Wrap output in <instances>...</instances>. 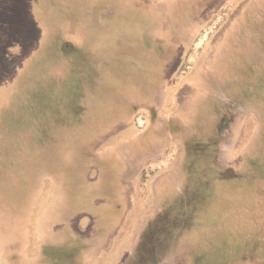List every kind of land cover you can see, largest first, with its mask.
Wrapping results in <instances>:
<instances>
[{
  "label": "rangeland",
  "instance_id": "374dc122",
  "mask_svg": "<svg viewBox=\"0 0 264 264\" xmlns=\"http://www.w3.org/2000/svg\"><path fill=\"white\" fill-rule=\"evenodd\" d=\"M54 3L53 0L0 2V157L3 160L0 166L13 160L15 166L9 173L16 175L23 173V147L20 140L4 131L15 108L12 106L17 104L18 109L25 99L22 85L50 88L51 83L45 80L53 78L50 75L56 59L52 51L60 46L64 26L58 21V37H55L47 31L46 20L71 15L64 8L55 15ZM191 13L192 19L185 21L184 29H177L173 37L175 50L168 56L171 57L168 69L171 78L157 89L159 102L162 92L168 93L161 117L173 114L180 123L184 112L187 115L184 123L189 125V130L186 134L175 132L171 147L165 146L164 138L154 151L144 155L145 164L138 169L131 166L124 196L127 210L124 216L111 212V220H105L109 222L105 225L108 242L97 241L95 236L97 222L101 223V218L109 215L101 209L99 193L89 198L82 192L79 203L74 202L76 198L72 194L84 185L99 188L103 158L117 157L119 151L122 154L118 146L124 139L129 142L139 136V131L145 130L149 122L152 129L164 127L151 116L147 123L145 117L136 115L138 112L129 117L119 111L109 118L108 124L104 122L113 110V98L118 103L120 96L132 94L135 87L123 81L127 68H118L111 57L98 66L103 70L102 79L89 104L94 112L89 128L94 139L93 154L87 151L91 163L84 164L86 151L79 149V163L72 167L71 173V178L79 179L78 184H72L73 180L65 173L57 175L55 180H47L43 187L46 195L27 198L29 205L25 212L21 208L5 211L12 202L21 204L19 196L8 200L0 197V264H122L119 262L123 255L126 264H199L196 258L201 260L203 256L207 258L205 264H224L228 258L246 256L243 245L254 236L258 238L257 233L264 227V178L249 170L232 183L215 185L218 179L214 180V170L207 158L214 156V131H222L221 138L231 137L233 142L224 159L228 161L234 153L244 162L252 159L254 166L262 169L258 163L264 157V0H200L193 5ZM86 25L85 21L81 22V34L89 30ZM59 62L67 67L61 58ZM59 76L64 78L62 74ZM46 94L54 99L53 91ZM131 98L123 108L130 115L137 105ZM67 100L63 107L69 109ZM47 104L49 109L51 101ZM126 122L132 128L124 134L120 131ZM14 123L22 124V118ZM97 130L103 131L97 133ZM159 135L163 136L162 131ZM183 143L190 146L189 173L186 177L183 172L178 179L181 166L170 163L181 158ZM199 157L206 159L202 165ZM176 166H179L178 172ZM174 170L175 194L159 195L163 190L155 187L151 177ZM18 179L11 183L13 187L8 185L15 194L21 187ZM2 180L0 174V182L8 183ZM136 183L139 188L135 191ZM182 186L184 189L189 186L186 189L189 196L183 203L177 197ZM54 188L58 190L54 192L59 193L57 196L49 194ZM41 216L45 217V223L38 229ZM118 223L121 225L117 228ZM44 226L48 227L43 232ZM75 238L79 246L74 256L64 248L60 254L53 251L59 242ZM141 254L144 258L138 260Z\"/></svg>",
  "mask_w": 264,
  "mask_h": 264
},
{
  "label": "crops",
  "instance_id": "0c3cea01",
  "mask_svg": "<svg viewBox=\"0 0 264 264\" xmlns=\"http://www.w3.org/2000/svg\"><path fill=\"white\" fill-rule=\"evenodd\" d=\"M2 1L0 0V2ZM53 1L57 8L53 11L55 15L61 8H64L66 12L69 11L71 15H63L62 18H54L50 21L46 20L49 23L47 31L50 30L55 37H58L56 32L58 21L62 22L64 26L60 32V46H56L52 51L54 58L58 59V62L55 60V64H52L54 68L50 76L53 78L45 80V82L48 80L51 83L49 85L50 88L45 87V85H37L38 89H36V86L29 88V86L22 85L21 93L25 99L21 101L18 109H16L17 104L12 106L15 108L10 116L11 119L8 120V125L5 127L7 130L3 131L11 138L20 140V147H23L21 158L23 173L22 175L9 173V169L15 166L13 160L0 166L2 181H8L7 184L0 182V197L8 200L6 198L19 196L21 204L13 205L12 202L5 211L14 212L15 209L19 210L21 208V211L25 212L29 205L27 198L37 196L38 199L46 195L43 187L47 180H55L57 175L65 173L69 174V180H73L72 184L75 186L78 184L79 179L71 178V173L73 171L72 167L79 163V149L86 151L85 157H83L85 160L84 164L91 163L88 153L90 152V155L93 154L94 139L89 128L91 127V117L94 116V112L89 104L93 100L92 95L98 86L97 83L101 82L102 79L103 70L98 68V66L111 57L118 68L120 66L127 68L123 81L135 87L132 94L120 96L121 101L118 103L113 98V110L110 116L107 115L106 119H103L104 122L108 124L109 118L116 116L119 111L125 112L129 117L135 116V113L138 112L136 115L145 117L146 121L151 116V118H154L153 121L155 123L157 121L162 122L164 127L161 129L154 127L152 129L149 122L145 130L139 131V136L137 134L129 142L124 139L122 145L119 144L118 146V149L122 150V154L120 151L118 152L121 157L118 155L117 157L103 158L99 188H88L83 184L82 189L75 190V193L72 194L76 198L74 202L79 203L80 199L78 197H82V192H85L83 195L89 198L99 193L98 196L102 198L101 209L109 215H104L101 218V223L100 221L97 222L95 236L98 238L97 241L100 240L102 242V239H104L108 242L109 233L105 231V225L109 222H105V220L108 218L111 220L113 217L111 212L124 216L127 210L124 196H126V176L129 170L132 167L135 169L136 166L138 169L143 163L145 164L143 162L144 155L149 151H154L157 144L163 141L164 138L166 139L165 146L171 147L175 140V132L186 134L189 130V125L184 123L186 114L183 111L180 116V123L176 122L177 119H174L173 114L172 116H165L166 118L161 117L168 101V98H166L168 93L162 92L163 98L160 101L162 103H160L157 89L159 84L160 86L161 84H167V81L171 78V76L168 77V69H170L171 63L169 61L171 57L169 58L168 56L175 50L173 44L175 31L184 29V22L192 19L191 9L193 5L198 4L200 0ZM160 5L162 9L159 7ZM79 11H84V13L80 14ZM83 21L87 24L86 30H89L81 34L79 29L82 28L80 26ZM59 58L64 61L67 67L61 66L62 63L59 62ZM61 74L64 75V78L59 76ZM127 74H129L128 77ZM52 91L54 92V99L49 98L46 94V92ZM132 96L131 100L134 99L137 105H135L134 114L130 115L123 108L126 101ZM68 98L70 106L69 109H66L63 105L67 103ZM49 101H51V104L49 109H47ZM14 117L17 118L16 120L22 118V124L15 125L14 121L16 120H13ZM131 122L135 129V122L132 119ZM106 123L104 124L105 126ZM122 125L123 130L120 132L125 134L127 131H131L132 125L130 123L126 122L122 123ZM16 126L20 127L17 128ZM102 131L97 130V133ZM161 131L163 136L159 135ZM214 133L216 136V140L212 144L214 156L213 158H207V161L211 165L212 170H214V180L218 179L215 185L223 182L232 183L233 180L240 179L249 170L258 173L257 175L260 178H264V157L259 159L260 162L258 163L262 169L259 166H254L255 162L252 159H245L244 162L242 159L239 160L234 153L227 161L224 158L228 148L233 144L230 140L232 138L227 137L228 139L223 140L221 138L222 131H214ZM182 139H184L183 135ZM184 145L185 147L181 149V158L177 157L170 163L171 166L174 163L176 165L180 164L181 174H177L178 179L181 175H184L183 172H185L186 177L189 173L187 170H189L190 146H186V143H183ZM88 150L90 151L87 152ZM2 161L0 157V163ZM198 161L202 165L206 159H200L199 157ZM176 167V172H178L179 166ZM238 168L241 171H238ZM76 172L75 175H77ZM174 172L175 170L167 174L157 173L151 177L152 180L150 181L156 183L155 187H159L160 191L163 190V194L159 195L173 196L175 194L172 188L175 179ZM18 177V181H21V187L15 194L8 185L13 187L14 185L11 183ZM137 187L139 188L136 183L135 191ZM187 187L189 188V186ZM187 187L184 189V186H182V190H179L180 193H177V197L181 198L182 203L189 196V191H186ZM231 188L230 186L228 189ZM9 189L12 192H9ZM89 189L92 190L90 191ZM51 191L53 192L49 194L52 196L58 190L54 188ZM58 194L56 192L55 195L57 196ZM135 194L137 195L136 192ZM38 202L40 203V199ZM6 204L8 205V203ZM183 205H186V201ZM97 208L99 209L100 206ZM110 216L112 217L110 218ZM44 220V216L39 218V223H41L38 225V229H42L41 224L45 223ZM120 225L118 223L117 228ZM47 227H43V232ZM257 237L256 239L255 236L252 237L251 240H248L243 245L242 251L247 252L246 256H241L239 259L237 257L235 259L228 258L224 264H264V227L257 233ZM57 238L54 239L57 240ZM118 244H121V240L118 241ZM78 246L79 240L75 238L69 242H59L52 249L60 254V251L64 248L63 250H67L74 256L76 254L75 249ZM138 255L140 254L138 253ZM134 258L137 260L136 257ZM143 258L141 254L138 260ZM125 260L126 256L123 255L119 263L126 264ZM196 260L199 261V264H205L207 258L203 256L201 260H198V258Z\"/></svg>",
  "mask_w": 264,
  "mask_h": 264
}]
</instances>
